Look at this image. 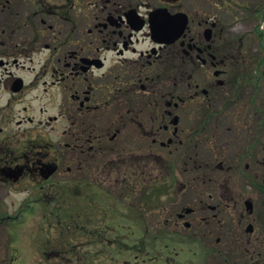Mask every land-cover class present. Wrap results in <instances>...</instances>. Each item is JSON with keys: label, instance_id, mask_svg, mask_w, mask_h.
I'll return each instance as SVG.
<instances>
[{"label": "flooded vegetation", "instance_id": "flooded-vegetation-1", "mask_svg": "<svg viewBox=\"0 0 264 264\" xmlns=\"http://www.w3.org/2000/svg\"><path fill=\"white\" fill-rule=\"evenodd\" d=\"M182 1L103 0L84 21L75 12L77 0H0V185L31 187L18 213L0 215V223L6 219L14 228L22 213L34 216L39 208L51 227L63 211L44 207L45 201L68 199L71 190L80 207L84 199L115 200L144 223L148 209L138 205V196L147 206L149 184L163 178L148 180V168L167 174L169 158L177 161L175 207H159L169 211L151 228L161 233L166 224L172 244L162 240L150 255L147 238H129L126 248L134 251L122 260L113 251L102 260L104 241L80 235L76 244L95 249L94 259L57 260L61 252L38 236L49 264H264V132L242 114L238 124L225 126L221 140L205 134L192 150L198 139L190 124L194 105L223 83L227 57L215 38L217 15L196 24L177 7ZM158 8L189 16L185 33L173 42L151 35L150 13ZM197 70L204 81L196 79ZM53 123L60 130L56 142ZM113 181L128 188L122 200ZM174 222L193 232L173 229ZM106 242L115 246L114 225ZM10 243L17 247L15 238ZM182 254L190 260H180ZM132 255L135 260L128 259ZM3 264H17V255Z\"/></svg>", "mask_w": 264, "mask_h": 264}, {"label": "rangeland", "instance_id": "rangeland-1", "mask_svg": "<svg viewBox=\"0 0 264 264\" xmlns=\"http://www.w3.org/2000/svg\"><path fill=\"white\" fill-rule=\"evenodd\" d=\"M50 1L60 2V0ZM72 1L75 2V0H68V3L70 4ZM100 1L103 0H77V11L75 12H78V16L83 18L84 21H87L95 16V11L98 6L97 3ZM116 1L125 2L130 0ZM143 1L151 3V5L160 4V0ZM240 2H244L248 7L236 5ZM177 7L190 12L196 24L201 18L217 15L219 25L214 32L216 34L215 38L218 49L222 52V55L227 57V61L224 63V68L227 72L221 77L224 80L223 83L217 84L208 99L202 96L200 97V102L194 105L195 116L192 118L190 124L191 129H194V133L197 134L198 139L194 143L192 150L198 146V140L200 138L203 139L205 134H215L216 138L221 140L223 137L222 130L225 129V126L231 123L238 124L240 121L239 117L242 114L243 117L250 119L251 122L261 124L259 128L264 132V76L262 84L257 87L247 82H243L244 85L242 86V81L240 82V78L244 74H249L254 69L255 72L253 74L255 75L257 74V69H260L257 63L262 56L259 53L258 40L254 37L253 33L258 25H261L264 30V0H183ZM72 15H75V13L72 12ZM243 59L246 60V65H244ZM261 68L264 73V64ZM196 79L198 81H204V73L201 71L198 72L197 70ZM34 93L37 94L39 92L35 90ZM205 100L209 106L206 105ZM56 111L53 108L51 109V113H56ZM211 113L214 116H211ZM220 113L224 114L219 117L218 115ZM53 126H56V129L52 130L51 139L52 142H56L60 138L59 124L53 123ZM202 148L205 147L202 146ZM203 152H206V150L204 149ZM162 171L161 167L156 169L148 168V180L157 175L164 177L166 174H162ZM204 171L205 168L201 170V172ZM132 172L133 174L131 176L134 177L133 168ZM28 184L29 182L20 185L23 187L17 186L14 190L12 189L10 191L3 185H0V215L14 216L18 213L19 209L22 208L24 200L29 195V192H31V187ZM113 184L115 185L113 190L119 198L121 192L128 190L126 184H121V181H113L111 185ZM185 194L187 197L190 195L188 191ZM138 197L139 204H137L143 209L147 207V217L151 220L152 228L156 229L159 226L157 224L160 219L159 216L165 217L164 215H166L169 209L159 208L150 212L149 210L152 209V205L147 204L146 206L145 201L142 202L140 196ZM135 201L132 202L133 207ZM162 201H165V198ZM171 204L172 202L168 203L166 201L164 206L170 207ZM42 212L38 208L34 216L26 212L22 213L17 223L14 222L16 224V226L13 225L14 228H12L11 223L6 225L8 223L6 219L0 223V264H3L5 260H10V257L16 255L17 264H49V259L43 256L40 249L43 245L36 239L41 234H51L54 239L57 233L55 232L56 228L54 226L47 228L48 223L43 221ZM170 225V227L183 234L193 232V229H189L183 223L176 225L174 222V224L171 223ZM12 238L13 241L14 238L17 240V247H15V243L13 246L10 243L12 242ZM74 243L75 240L72 244ZM211 246L217 247L214 244V240H212ZM190 257V254L179 255L180 260H185V262L190 260ZM213 258L214 260H219V253L215 252ZM128 259L135 260L134 255Z\"/></svg>", "mask_w": 264, "mask_h": 264}, {"label": "trees", "instance_id": "trees-1", "mask_svg": "<svg viewBox=\"0 0 264 264\" xmlns=\"http://www.w3.org/2000/svg\"><path fill=\"white\" fill-rule=\"evenodd\" d=\"M236 5L242 7H248L245 3H237ZM254 37L257 38L259 43V53L262 58L258 61L257 65L260 69H257V74H253L254 69L251 70L249 74H244L240 78V82L250 83L255 87L260 86L263 80V69L261 66L264 64V30L261 25H258L253 33ZM172 156V155H170ZM176 159L170 157L169 163L170 166L165 168L168 173L158 181H155L148 186L147 194V204L152 205L154 210L159 207H163L166 201L168 203L174 202L172 199V180L176 178L177 164ZM86 192H91L90 186H85ZM59 190V188H58ZM74 195H70L68 199H52L49 202L45 201L44 207H50L52 210H61L63 213L54 214V227L56 237L53 239L51 234H41L39 237L47 239V241L52 243L53 248L56 251L61 252L60 258L57 260H93L95 257V249L86 247L81 249L76 244L80 240V237L83 235L87 239H94L96 242H103L100 244V257H104L103 260H108L111 255V252L114 251V257L116 260L123 258L129 254V251L126 248V245L129 244V238H133L136 241L143 240L144 237L147 238L149 247L147 251L148 254L152 255V251L155 252L157 248L155 244L164 241L168 244H172L174 241V233L168 229L166 224H164L163 230L161 233L154 231L152 224L147 217L146 222H141L139 216H134L132 214H126L121 211L119 207L120 203L115 200L104 201V200H87L84 199L83 207H80L77 199L75 197V191H72ZM165 198V201L162 199ZM175 205V204H174ZM102 208L104 211L100 213V217L97 214H92L94 209ZM175 206H171L174 208ZM82 212H80V210ZM169 215H171L169 213ZM52 218V219H53ZM111 225L115 226V246H109L106 242L108 238V231ZM48 232V230H47ZM81 235V236H80ZM103 236L106 238L103 239ZM101 237V239H100ZM143 237V239H142ZM86 239V240H87ZM75 240V243L72 244ZM94 250V251H92ZM103 252V253H102ZM56 259V258H55Z\"/></svg>", "mask_w": 264, "mask_h": 264}, {"label": "water", "instance_id": "water-1", "mask_svg": "<svg viewBox=\"0 0 264 264\" xmlns=\"http://www.w3.org/2000/svg\"><path fill=\"white\" fill-rule=\"evenodd\" d=\"M178 2L180 0H169ZM184 12L171 13L168 8H158L150 13L151 35L158 42H173L183 35L188 24Z\"/></svg>", "mask_w": 264, "mask_h": 264}]
</instances>
